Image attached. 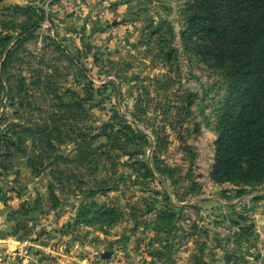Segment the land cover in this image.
Instances as JSON below:
<instances>
[{
	"label": "rangeland",
	"instance_id": "1",
	"mask_svg": "<svg viewBox=\"0 0 264 264\" xmlns=\"http://www.w3.org/2000/svg\"><path fill=\"white\" fill-rule=\"evenodd\" d=\"M185 2L0 0V264H264V180L210 176L225 77Z\"/></svg>",
	"mask_w": 264,
	"mask_h": 264
},
{
	"label": "trees",
	"instance_id": "2",
	"mask_svg": "<svg viewBox=\"0 0 264 264\" xmlns=\"http://www.w3.org/2000/svg\"><path fill=\"white\" fill-rule=\"evenodd\" d=\"M184 11V31L194 49L225 77L210 176L258 183L264 180V0H186ZM100 134L103 131L91 137ZM123 134L126 141L135 138L131 130ZM4 140L14 144V138ZM77 155L83 158L82 153ZM103 213H110V208Z\"/></svg>",
	"mask_w": 264,
	"mask_h": 264
}]
</instances>
